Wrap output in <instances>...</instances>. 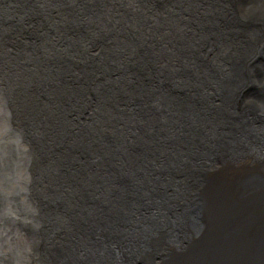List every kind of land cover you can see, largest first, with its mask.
<instances>
[{
    "label": "water",
    "instance_id": "95a60500",
    "mask_svg": "<svg viewBox=\"0 0 264 264\" xmlns=\"http://www.w3.org/2000/svg\"><path fill=\"white\" fill-rule=\"evenodd\" d=\"M105 1L107 0H61L62 13H70L76 17L80 14L90 13L92 19L89 18V21L94 24L93 27H89L87 24H82L80 19L70 22L62 16L61 21L65 23L60 25L63 30L57 29L59 31L58 40L60 45L65 46L69 51L67 60L70 67L60 58L56 60L54 57L46 59L43 57L47 66L43 70L44 75L50 69L55 68L58 76L65 79L68 69L71 73L76 69L78 75H82L87 81H93L94 85L92 84L90 88L85 86L84 81H72V79L68 81H46L44 87L40 85V81H25L21 88H24V95L32 93L36 88L42 97L41 99L36 97L37 102H56L57 99H64L61 90L67 88L69 91L66 95V101L63 102L64 106L69 104L67 97L71 94H74L76 98H89L92 95L95 98L98 97L99 102L104 96H106L104 99L106 100L109 91H111L113 92V99L116 100V104L119 103V107L112 105L113 99H108L105 106L94 102L97 106H93L95 110L88 113L87 117L85 112L88 110L85 109L82 110L85 112L81 116L71 115L75 127H72L71 122L68 121L70 118H65L61 127H57L52 133L47 132L44 135L38 134L35 131L37 126L29 120H26V133H23L22 137L21 132L15 126L5 128L0 137V225L5 224L6 218L12 216L13 204L17 200L19 191H22L23 193L26 192L27 195L36 196L39 202V214L31 215H37V217L28 225L44 227L40 224L42 214L47 210L56 208V205L60 206L66 203V200L63 201L60 198L54 200L56 197L53 202L48 201L50 194L62 195L58 188L52 184L54 180L66 179L65 173L63 174L66 169L64 165H67V162L70 163V156H74L75 153H81L75 157L82 161L80 174L88 176L89 182H80L77 198H81L78 203L75 201L74 209L84 213L86 217L94 204L100 205L103 209L110 207L111 204L107 202V198L100 199L99 196L95 195L98 190L97 185L105 182H116L117 185L121 186V189L117 190L114 196L126 194L129 200L128 208L134 207V202L137 201L143 206H146L144 204L147 203L148 210L152 209L153 205H150L146 191L147 185L140 183L141 176L145 174L144 167L149 170L151 176L163 177L169 172L168 167L172 164V160L177 159L180 163L181 157H184L181 163V165L184 164V167L176 169L174 177V181H179L180 178L185 177L183 181L187 187H184L183 199L171 198L176 191L174 184L162 185L160 187L163 189L160 190L162 199L158 197L159 204L166 210L162 217L165 223L162 220L159 223L165 224L169 228V233L172 232V239L183 241L185 238L187 240L186 236H190L189 232V234L187 231L184 232L187 227L195 228L191 234H197L203 226L202 221H200V214L207 215L208 220L211 223L214 222L211 224L210 230L216 236L218 234L217 228L225 231L226 228L223 226L228 227L229 225L225 223L224 215L226 214L223 215L222 212L232 211L241 215V218L252 221L257 230V234L253 235L257 239L254 246L259 253L263 254L264 186L258 182V176H261V173L253 171L246 176L238 175L230 180L227 179L222 192H219L218 186L211 183V179L214 174L212 171L216 167L212 164L214 163L213 160H230L232 153L238 147L246 146L248 142H252L249 139L237 138L234 134L238 135L248 131L251 122H257V125L264 129V33L261 34L263 37L262 45L257 50H253L252 55L240 63L236 72L237 82L232 90L223 89L226 84L230 83V81L226 82V78L222 79L228 70L224 69V65L220 63V54L223 48H217L215 44L209 46L207 40L204 55L199 56L198 59L208 67L209 71L198 69V72L201 73L199 78H202V81L201 85L197 86L191 81H179L177 76L168 75L165 77L162 70L164 71L166 67L159 69L139 68L145 59H140L132 46L126 47L134 52V55L129 59H123L120 51L109 48L107 44L118 45L116 32L111 33V31L118 24L121 25L122 22L113 21L112 12L107 13L105 10L98 9L100 5H104ZM223 1L226 2L227 0ZM48 2L49 0L43 1L44 12L46 8H49ZM128 12L133 13L129 10ZM170 14V12L166 13V16ZM235 16L242 20L244 15L236 12ZM57 26L58 24H56ZM236 27L224 35L225 41L245 38L243 29L237 30ZM79 33L83 35H78ZM47 37L49 38L48 35ZM132 41L134 42L133 39ZM256 42L254 41V43ZM83 44L88 45L90 53L96 49L100 52L91 61V67L88 66L86 59L82 60L78 57L80 53L77 56L76 50ZM254 47V45L250 46V48ZM47 51L55 52L51 48H48ZM42 53L46 55L44 52ZM222 58L223 60L226 59V57ZM196 62L199 63L197 58ZM4 68L5 64L0 66V74L2 71L4 72ZM128 69L135 73L136 81L128 80L129 76L126 75L130 72ZM104 70L107 71L105 77L108 81H94L104 78ZM77 74L75 72L76 76ZM164 77L168 80L164 81ZM161 79L163 81H160ZM20 80L21 77H18L17 81H10V79L0 81V91L4 87L10 89V95L0 92V100L12 98L11 121L13 124L14 120L18 118V112L21 114V110L27 106L26 102L21 100L23 97L21 92L19 94L17 92L16 96L13 94L14 85L16 82L20 83ZM57 82L61 84L60 90L50 87ZM72 82H75L74 85H69ZM67 83L69 84L66 86ZM92 90L94 92H91ZM187 99H191V102ZM108 104H111V108L108 107ZM81 105L83 106L82 103ZM85 107L87 108L86 104ZM1 108L3 106L0 103ZM93 116L98 117L99 123L88 126L87 124L91 123L88 119ZM45 121L49 123L50 117H47ZM218 122H224L226 131L231 133L229 138L218 133L214 127L216 126L215 123ZM71 130L77 132L92 130L88 132L91 138L87 143L79 142L77 137L70 139L69 132ZM58 135L62 137L60 138ZM52 136L54 142L59 143L54 145L55 150L61 149L60 152L64 154L66 151V154H70L68 158L60 159L63 155L57 154L53 150V144L49 142L53 138ZM218 150L219 155L215 158ZM196 153L197 155L192 160L198 164L195 166L189 164L191 167L187 169L186 166L190 160L188 155ZM208 153H213L214 156ZM204 154L211 156L209 162L201 161ZM9 156L12 157V160H8ZM39 160L42 161L41 164H36L35 161ZM144 162H148V164ZM222 163L224 162L222 161ZM33 164L36 167H33L32 170ZM73 164L76 165L77 162ZM34 171L37 175H34ZM16 172L22 173L18 179L20 184L14 187L12 185L6 187L8 182L15 180ZM95 173H98L96 178ZM80 174L75 172L73 177L82 178ZM22 178H25L24 182ZM38 178L47 179L49 182V185L44 188L45 191L38 188ZM1 181H5V183L1 185ZM71 181L73 182L72 179ZM22 184H25L26 187L20 189ZM68 190L67 188L66 192H70ZM62 192L64 191L62 190ZM237 200L241 205L236 204ZM47 202L48 204L42 208ZM120 203L123 205L122 201ZM102 211L104 212V210ZM216 212L217 214H215ZM123 215V219L128 218L126 214ZM148 218L152 217L149 216ZM30 219L25 218V220ZM123 219L119 220L118 223L123 224ZM228 219L233 222L231 217ZM77 220L80 226L87 223L84 217L73 219V221ZM142 220L146 223L148 219ZM73 221L70 219L67 222L73 225ZM99 221L101 222V219ZM106 222L107 219L104 220V223ZM75 224L78 223L75 222ZM145 227L151 231L157 230L151 225H145ZM230 228L233 232L236 231L233 225ZM6 233L7 231L0 230V251L3 246H6ZM23 234L26 236L27 233L23 231ZM47 234L48 232L45 230V235ZM108 235L106 234L103 239L99 236H92V241L86 242V248L79 251L77 255L69 256L74 258L73 264H119V262L127 260H136L135 264H141L142 259L147 257L148 254L134 255L130 253L131 247L123 244L122 232L118 231L116 236L111 239ZM197 235L199 237L201 233ZM48 242L49 239L47 238L43 240L42 246H46L39 252L35 251L26 264H71L67 258L56 263H49L50 242ZM32 243L35 244L36 242L32 241ZM13 252L16 253L17 251L13 250ZM3 254H7L6 251ZM3 254L0 253V264H20L13 258L1 261ZM13 256L15 255L13 254ZM263 258H261L262 262L260 263L259 260L261 259L256 257L252 263L264 264Z\"/></svg>",
    "mask_w": 264,
    "mask_h": 264
},
{
    "label": "bare ground",
    "instance_id": "6f19581e",
    "mask_svg": "<svg viewBox=\"0 0 264 264\" xmlns=\"http://www.w3.org/2000/svg\"><path fill=\"white\" fill-rule=\"evenodd\" d=\"M43 1L45 2V0H0V58L8 57L12 62L9 66L6 65L7 67H5L6 73L10 76V81H17V78L21 77L20 83L16 82L14 85L13 94L16 96L17 92L18 94L21 92L23 94L21 100H24L27 104L26 108L21 110V114L18 112V118L14 120L13 124L11 121L13 113L12 98L0 100L3 108L7 109L4 114V122L0 123V137L5 128L12 126H15L21 132L22 137L23 133H26V120L32 121L33 125L37 126L35 131L40 135H44L47 132L52 133L55 128L61 127L65 118H70L68 121L71 122L72 127H75V122L71 115L76 114L81 116L85 112L82 110L85 109L88 110L85 112L87 117L88 113L95 110L93 106H97L94 102H98L99 100L98 97L95 98L92 95L89 98H76L74 94H71L67 97L69 104L64 106L63 102L66 101V95L69 91L67 88L61 90V94L65 98L57 99L56 102H37L35 100L36 97L37 99H41L42 97L36 88L32 93L24 95V88H21V86L25 84V81H40V85L43 87L46 81H68L72 79V81H84L87 87L93 84V81H87L82 75H78L76 69L72 73L68 69L65 79H61L58 76L57 69L55 68L50 69L47 74H43V70L47 67L43 57L44 59L54 57L56 60L60 58L70 67L67 60L69 51L65 46L60 45L58 40L59 31L57 29L63 30L60 25L65 23L61 21L62 16L66 17L70 22L80 19L82 24H87L89 27H93L94 24L89 21V18L92 19L90 13L80 14L77 17L70 13H62L61 0H53L52 2L49 0V8H46L44 12L42 8ZM123 1L107 0L104 2V5H100L98 8L99 10L107 11V13L112 12L114 15L112 17L113 21L122 22L121 25L118 24L111 31V33L116 32L115 36L118 45L107 44L108 47L120 51L123 59H129L134 55V52L126 47H134L135 53L139 55V58L145 59L139 68L159 69L166 67L164 71L162 70L165 77L168 75L177 76L179 81H191L197 86L201 85L202 78H199L201 73L198 72V69L206 71H209V69L198 58L204 55L205 48L207 47L206 41L208 40L209 46L215 44L217 48H223L220 54V63L224 65V69L228 70L222 76V79L226 78V82L230 81L223 89L232 90V87L237 82L236 72L240 63L250 57L253 50H257L262 45L263 37L261 34L264 33V0H234V2L233 0H227L226 2L223 0ZM27 4H29L28 7H26ZM128 10L133 11V13L130 14ZM169 12L171 14L166 16V13L168 14ZM236 12L244 15L242 20H239L235 16ZM56 24H58L57 27ZM233 27H236L237 30L243 29L245 38L235 39L236 41H225L224 35H227ZM78 35L83 34L79 33ZM254 41L257 42L254 43ZM251 45L255 47L250 48ZM48 48H51L55 52L50 53V51H47ZM42 52L48 57L43 55ZM76 53L77 56L80 53L78 57L82 60L86 59L88 66L91 67V61L100 52L96 49L90 53L88 45L83 44V46L76 50ZM222 57H226V59L223 60ZM196 58L199 63L196 62ZM128 71H130L126 73L129 76L128 80L136 81L135 73L131 69H128ZM75 72L78 77L75 75ZM106 74L107 71L104 70V78L94 81H108L105 77ZM167 80L165 78L164 81ZM160 81H163V79ZM74 83H67L66 86L68 84L74 85ZM50 87L59 90L62 88L58 82ZM2 90L5 95H10L8 87ZM91 92H94V90ZM112 94L113 92L109 91L107 99L104 100L106 98L104 96L100 99L98 105L105 106L108 99H113ZM187 100L191 102V99ZM112 105L119 107V103L116 104L115 99H113ZM108 107L111 108V104H108ZM47 117L51 119L49 123L45 121ZM1 120L2 115L0 114V122ZM88 121L91 122L87 124L88 126L99 123L97 116L90 117ZM215 124L216 126L214 127L218 133L224 135L225 138H229L231 133L226 131L224 122ZM248 128V131L241 132L238 135L234 134V136L237 138L241 137V139H249L252 142H248L246 146L238 147L232 153L230 160H213L214 163L212 164L216 167L214 166L215 168L212 171L214 174L211 183L219 187V192L224 191L223 188L226 185L227 179L230 180L238 175L246 176L253 171L261 173V176H258V182L264 186V169H262L264 167V129L259 127L257 122H251ZM91 131L77 132L71 130L69 136L70 139L71 137H77L79 138V142L83 141L87 143L91 138L88 132ZM54 137L49 141L53 144V150L57 154L63 155L60 159L68 158L70 154H66V151L64 154L60 152L61 149L55 150L54 145H58L59 143L57 141L54 142ZM208 154L214 156L213 153ZM79 155L81 153H75L74 156H70V163L67 162V165H64L67 169L63 172L66 179L60 178L54 180L52 184V186L58 188V191L62 195L60 197L57 194H50L48 202H53V199L56 197L54 200L57 198L63 201L66 200L65 205H56V208L45 211L40 218V224L46 229L38 226L42 230V239L38 241L40 249L37 248L36 251H41L46 246H42V241L46 238L49 239V263H56L67 258L73 264L75 260L69 256L77 255L79 251L86 248V242L92 241V236H99L103 239L106 234H109L108 237L111 239L116 236L118 231L123 233L121 237L123 244L131 247L130 253L134 255L148 254L147 257L142 259L141 264H254L252 262L256 257L260 259L264 257V253H259L254 246L257 241L254 238L257 230L254 228L252 221L243 219L241 215L235 214L232 211L227 213L222 212L223 215L226 214L224 215L225 223L229 225L228 227L223 226L226 228L225 231L217 228L218 234L216 236L210 230V226L214 222L211 223L207 215L203 214H200V221H202L203 226L197 233H201V235L198 237L195 233L191 234V231L195 230V228L191 229L187 227V230L184 232H189L190 236H186L187 240L184 238L183 241L172 239V232L169 233V228L165 224L159 223L160 220L165 223L162 217L166 213L165 208L159 204L158 200V197L162 199L160 190L162 191L163 189L160 187L165 184H174L176 191L171 198L183 199L182 193L184 187H187L183 181L185 177L180 178L179 181H174V177L176 169L184 167V164L181 165L184 157H181L180 163L177 159L172 160V164L168 167L169 172L163 177L151 176L149 170L144 167L145 174L141 176L140 183L141 185H147L146 191L150 205H153L152 209L148 210L147 203L144 204L146 206H143L137 201L134 202V207L128 208L129 200L126 194L114 196V193L121 189V186L117 185L116 182H105L97 185L98 190L95 192V195L99 196L100 199L107 198V202L111 204L110 207L103 209L100 205L94 204L89 209L90 213L86 217L84 213L77 212L74 209L75 201L78 203L81 198H77L80 182H89L88 176L80 174L82 161L80 158L75 157ZM196 155L197 153L188 155L190 160L187 163V169L191 167L189 164H192V166L198 164V162L192 160ZM218 155L219 150L214 157L217 158ZM211 156L204 154L201 157V161L209 162ZM8 160H12V157L9 156ZM72 161L77 162V164L74 165V162L71 163ZM41 162V160L35 161L36 164H41ZM144 163L148 164V162ZM33 167L36 166L33 164L32 170L34 169ZM75 172L79 173L82 178L77 179L73 177ZM15 174V180L8 182L6 187H10L11 185L14 187L20 184L18 179L22 173L16 172ZM97 174L95 173V178ZM34 175H37L35 171ZM22 180L24 182L25 178H22ZM37 181V186L43 187V191H45L44 188L49 185L47 179L38 178ZM4 183L5 181H1V185ZM25 187V184H22L20 189ZM67 188L70 192H66ZM27 197L32 199V196L27 195L26 192L19 191L17 200L14 202L11 210L12 216L10 218L7 217L6 223L0 225V230L7 231L5 238L6 246H3L0 251L2 254L6 251L7 254L2 255L1 261H5L8 258H13L15 261L20 262V264H26L28 261V254L30 252H28L27 245L23 244L20 233V229L25 230L28 228L29 220H25V218H31L30 216L34 213L31 208V202L26 203ZM121 201L123 205L120 203ZM236 204L241 205L238 200ZM123 214H126L128 218L123 219ZM149 216L152 218L149 219ZM82 217L86 218L87 221L84 225L80 226L78 220L73 221V219H80ZM228 217H231L233 222H230ZM70 219L73 221V225L68 223ZM100 219L101 222L99 221ZM105 219H107L106 223H104ZM121 219H123V224L118 223ZM142 219H148L146 220L148 225ZM75 222L78 224H75ZM145 225H151L157 228V230L151 231ZM232 225L236 228L235 232L230 228ZM44 229L48 232L47 235H45ZM35 235L33 234L31 238L36 239ZM209 240L211 241L205 244ZM13 244H20L18 246L21 249L18 246L16 248ZM11 248L17 252L14 253ZM259 261L261 263L262 259ZM135 263L136 260L119 262V264Z\"/></svg>",
    "mask_w": 264,
    "mask_h": 264
},
{
    "label": "rangeland",
    "instance_id": "374dc122",
    "mask_svg": "<svg viewBox=\"0 0 264 264\" xmlns=\"http://www.w3.org/2000/svg\"><path fill=\"white\" fill-rule=\"evenodd\" d=\"M6 59V60H5ZM0 66L1 65H3V64H5V67H7V66H9V64L10 63H12L10 60H9V58L8 57H2V58H0ZM7 62V63H6ZM7 65V66H6ZM7 71H6V69L4 68V72L2 71L1 72V74H0V81H2V80H8V79H10V76H9V74L8 73H6ZM6 87H4L3 89H5ZM1 92H3V90L1 91ZM4 93V92H3ZM33 96V95H32ZM31 97V96H30ZM29 98V97H28ZM29 100H30V98H29ZM6 108L4 107L3 109L1 108L0 109V114L2 115V120H1V122L0 123H3L4 122V120H5V118H4V114L6 113ZM38 188L39 189H42L43 190V187H41V186H38ZM27 202H31L32 203V206H31V208H32V210H33V214L32 215H34L35 213H37V215L39 214V202H38V198L36 197V196H33L32 195V199L31 198H29V197H27L26 198V203ZM33 206H34V208H33ZM35 210V211H34ZM37 215L36 216H31V219L29 220V222L30 221H33L36 217H37ZM29 224V223H28ZM38 228V229H37ZM23 231H25L27 234H26V236L23 234ZM20 233H21V235H22V240H23V244H25V245H27V247H28V252H30L29 254H28V260H30L31 258H32V255L35 253L34 251H36V249L37 248H39L40 249V243H38V241H41V239H42V230L40 229V227H38V226H35V225H28V228L27 229H25V230H22V229H20ZM33 234H36L35 236H36V239H33V238H31V236L33 235ZM25 239H26V241H28V242H26L25 241ZM29 240H30V242H29ZM32 241H34V242H36L35 244H33L32 243ZM18 245H20V244H17V245H15V244H13V246H16V248H17V246ZM18 248L19 249H21V247H19L18 246ZM156 260V259H155ZM155 260H154V262H155Z\"/></svg>",
    "mask_w": 264,
    "mask_h": 264
}]
</instances>
